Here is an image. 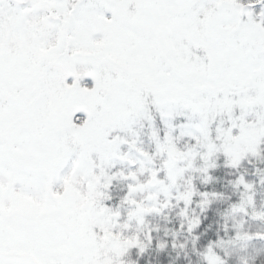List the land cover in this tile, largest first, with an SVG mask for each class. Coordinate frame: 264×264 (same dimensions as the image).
I'll return each mask as SVG.
<instances>
[{
  "label": "snow or ice",
  "instance_id": "1",
  "mask_svg": "<svg viewBox=\"0 0 264 264\" xmlns=\"http://www.w3.org/2000/svg\"><path fill=\"white\" fill-rule=\"evenodd\" d=\"M0 264H264V0H0Z\"/></svg>",
  "mask_w": 264,
  "mask_h": 264
}]
</instances>
